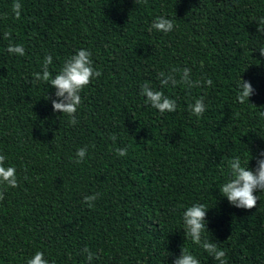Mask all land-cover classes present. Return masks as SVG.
<instances>
[{
	"label": "trees",
	"instance_id": "1",
	"mask_svg": "<svg viewBox=\"0 0 264 264\" xmlns=\"http://www.w3.org/2000/svg\"><path fill=\"white\" fill-rule=\"evenodd\" d=\"M14 2L0 0V154L18 178V187L0 185V264H26L36 251L50 264H89L85 247L91 264H172L183 249L218 264L184 238L182 212L193 203L210 207L202 237L227 264H264V192L243 209L218 189L233 157L243 165L251 156L254 168L264 150V33L253 21L264 0H19L18 19ZM158 16L174 30L152 29ZM9 43L25 54H9ZM81 48L102 74L81 92L71 125L52 110L55 89L33 74L51 55L55 75ZM185 67L212 86H161L158 73ZM239 75L255 90L244 104L235 101ZM146 82L177 110L150 107ZM200 97L198 117L187 108ZM78 148H87L80 163Z\"/></svg>",
	"mask_w": 264,
	"mask_h": 264
},
{
	"label": "clouds",
	"instance_id": "2",
	"mask_svg": "<svg viewBox=\"0 0 264 264\" xmlns=\"http://www.w3.org/2000/svg\"><path fill=\"white\" fill-rule=\"evenodd\" d=\"M22 5L19 0L12 5V12L18 19L21 15ZM257 22V32L264 33V17H260ZM161 33H169L174 30V24L171 19L165 16H158L151 25ZM5 39H11V33H4ZM9 54L23 56L25 49L23 45L9 43L7 46ZM261 57H264V47L258 48ZM92 53L87 49L81 48L75 51L73 55L68 57L60 70L53 75L49 70V65L52 64V56L46 55L41 64V71L33 74L36 81H42L48 87L55 89V96L58 99L51 100L53 112L64 114L70 119L68 123L75 125L78 123L76 113L82 103L81 92L88 86L93 78L101 76V72L93 67ZM177 75L179 80H177ZM158 79L163 87H176L177 85H184L186 88L193 87H211L213 81L207 78L203 81L193 80L191 69L185 67L183 69L173 68L168 73H158ZM235 101L239 104H244L249 101V97L254 93V88L250 81L244 80L239 75L238 83L236 84ZM140 95L145 97L146 103L158 110L161 114L165 112H174L177 110V103L174 99L165 95L163 91L154 90L149 83H144L140 88ZM44 98L49 100L50 97L45 95ZM187 110L195 115L201 116L205 110L206 105L203 97L197 98L194 102L188 104ZM264 118V111L258 114ZM115 141L116 136L111 137ZM115 152L118 156L123 157L127 155L128 149L116 148ZM87 155V148H78L75 153V162L80 163ZM252 157L242 165L239 157H233L229 163V173L227 180L221 184L218 189L222 196L227 198L229 204L243 209H253L257 205V192H264V150H261L255 157V167L249 168L248 162ZM7 157L0 154V185L15 188L18 187V178L16 175V168L13 165L6 164ZM98 198L96 194L84 197V201L89 207H93V201ZM3 193L0 192V200H3ZM210 207L202 203H193L187 206L182 212V224L184 238L190 240L193 244L201 247L213 260L218 261V264H227L225 259L226 253L219 248L214 242L207 238H203L202 234L207 230L206 213ZM82 253H87L86 259L91 264L94 253L87 247L81 250ZM26 264H50V261L45 258L42 251H36ZM54 264V262H52ZM172 264H200L199 259L196 258L188 249L180 251L179 256L175 257Z\"/></svg>",
	"mask_w": 264,
	"mask_h": 264
}]
</instances>
